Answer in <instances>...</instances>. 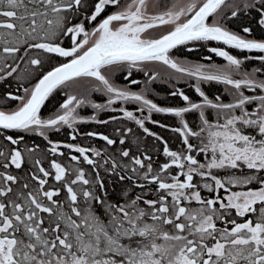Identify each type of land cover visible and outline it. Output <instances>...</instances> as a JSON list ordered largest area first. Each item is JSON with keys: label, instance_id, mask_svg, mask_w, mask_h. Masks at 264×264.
<instances>
[{"label": "snow or ice", "instance_id": "obj_1", "mask_svg": "<svg viewBox=\"0 0 264 264\" xmlns=\"http://www.w3.org/2000/svg\"><path fill=\"white\" fill-rule=\"evenodd\" d=\"M0 83V264H264V0H0Z\"/></svg>", "mask_w": 264, "mask_h": 264}, {"label": "flooded vegetation", "instance_id": "obj_2", "mask_svg": "<svg viewBox=\"0 0 264 264\" xmlns=\"http://www.w3.org/2000/svg\"><path fill=\"white\" fill-rule=\"evenodd\" d=\"M231 27H234V25H230ZM162 29H157V31H160ZM228 50L230 51H233V52H236L238 50H235V49H231L229 48ZM190 55H194V54H190ZM212 55V58L214 60H217V61H220L222 62V59L219 58V57H216L215 54H210ZM203 58V57H202ZM135 76H141L142 73H134ZM118 80H120L121 82H124L123 81V78L122 77H117ZM180 87H184L186 92L189 94V95H192V96H195L196 94L194 93V90H192L191 88H188L186 87L183 83H181L179 85ZM138 87V85H137ZM154 88H156L159 92L162 93L161 96L157 97V102L158 103H161V104H171V105H176V104H180L182 103V101L180 100L179 97H166L165 95H163V93H165L166 91H169L170 89L168 88V85L167 84H164V83H160V82H157L153 85ZM206 87V91L207 89H209L212 93H215L216 91H219L222 89V85H219V84H216V83H213L211 86H205ZM5 89V86L3 83H0V93H2ZM16 89V85L13 84L12 85V90H15ZM77 91L79 90L78 88L76 89ZM64 97L61 95L60 92H56L53 96H51L50 99H48L46 101V105L42 106V110L45 114H47L48 112H50L53 107L55 105H57ZM95 98L100 100L102 97H101V94L99 93H96L95 94ZM11 103L14 105L16 103L15 100H12ZM129 107H135V105L133 104H129ZM86 112H90V109H87L85 110ZM108 114H112V113H108ZM153 118L154 119H159V120H162L166 123H169V124H173L175 123V119L173 116H171L170 114H156L154 113L153 114ZM189 120H192L194 118V114L190 113L187 117ZM147 123V126L152 128L154 131H157V132H160L161 134H163L165 136L166 139L169 140L170 142V146L172 148H176L178 143H179V136L177 133H174L172 132L171 130H166V129H163L161 128L159 125H154V124H151L150 122H146ZM93 128H98L99 130H102V131H106V132H111V129H112V125L109 124L107 126H100V125H97L95 123H84V124H81L80 125V130L81 131H87V130H90V129H93ZM134 133L137 134V135H140L141 133L140 132H137L135 129H134ZM52 138L54 139H69L67 137V129H65L63 132H53L52 134ZM28 140L32 141V142H35L39 145H41V147L45 146L46 145V141L43 140V138L39 137L38 135H32L30 137H27ZM93 143H96L98 145H102L104 142L102 141V139L100 138H95L93 141ZM156 144V141L154 140V138H151V137H147V145L151 148V146H155ZM161 147H162V144H161ZM66 151V150H65ZM153 156L155 158L156 156V153L155 151H153ZM61 161L63 162L65 158H60ZM159 160L160 161H163L164 160V157H163V154L162 152L160 153L159 155ZM45 166H47V161L45 162ZM111 187V186H110ZM139 189H137L138 191Z\"/></svg>", "mask_w": 264, "mask_h": 264}, {"label": "trees", "instance_id": "obj_3", "mask_svg": "<svg viewBox=\"0 0 264 264\" xmlns=\"http://www.w3.org/2000/svg\"><path fill=\"white\" fill-rule=\"evenodd\" d=\"M207 91L209 92V94H212V92L209 89H207Z\"/></svg>", "mask_w": 264, "mask_h": 264}, {"label": "bare ground", "instance_id": "obj_4", "mask_svg": "<svg viewBox=\"0 0 264 264\" xmlns=\"http://www.w3.org/2000/svg\"><path fill=\"white\" fill-rule=\"evenodd\" d=\"M151 148H154V146H151Z\"/></svg>", "mask_w": 264, "mask_h": 264}, {"label": "rangeland", "instance_id": "obj_5", "mask_svg": "<svg viewBox=\"0 0 264 264\" xmlns=\"http://www.w3.org/2000/svg\"><path fill=\"white\" fill-rule=\"evenodd\" d=\"M161 31V30H160Z\"/></svg>", "mask_w": 264, "mask_h": 264}]
</instances>
